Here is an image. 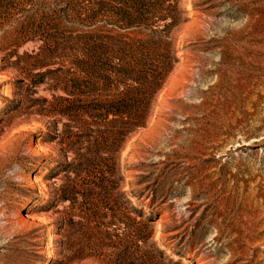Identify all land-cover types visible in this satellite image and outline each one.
I'll return each instance as SVG.
<instances>
[{
    "label": "rangeland",
    "instance_id": "374dc122",
    "mask_svg": "<svg viewBox=\"0 0 264 264\" xmlns=\"http://www.w3.org/2000/svg\"><path fill=\"white\" fill-rule=\"evenodd\" d=\"M125 1L23 0L0 18V264L132 263L119 194L154 217L169 257L154 264H264V0L145 1L148 28L130 31L152 42L143 73L116 86L137 90L147 121L102 154L105 166L98 132L116 129L64 116L55 99H75L65 75H37L69 63L32 71L26 54L50 45L47 35L65 44L99 28L130 33L114 13ZM25 25L40 36L24 39ZM82 156L92 165L79 166ZM108 224L122 243L104 248Z\"/></svg>",
    "mask_w": 264,
    "mask_h": 264
},
{
    "label": "trees",
    "instance_id": "16d2710c",
    "mask_svg": "<svg viewBox=\"0 0 264 264\" xmlns=\"http://www.w3.org/2000/svg\"><path fill=\"white\" fill-rule=\"evenodd\" d=\"M22 1L1 0L0 18L4 14L9 15L10 11L17 8L16 2L20 3ZM145 1L126 0L125 2L130 4L129 8L122 6L115 10L114 13L119 19L121 30L130 32L138 28H148L145 27L148 19H146L143 11ZM99 12L100 9L94 10L93 17L96 18ZM153 33L158 34L157 31H153ZM21 34L25 39L31 35L35 37L40 36L41 33H38V30H33L31 26L27 25L26 27L23 26ZM134 34L136 32L121 34L99 28L85 34L73 36L65 44H59L57 41H54L55 39L47 35L48 37L44 36L43 40H51L50 45L40 47L39 52L34 55L26 54V57L34 60L30 65L32 71L41 72L56 65L55 62H59L61 65L65 62L69 63L67 69H64L63 65V68L47 70L37 75L41 78L54 74L65 75L64 92L75 99H55L57 105L62 103L68 104L65 111H62L64 116L73 118L75 114L85 115L92 119L93 123L99 127L104 128L105 126L111 125L116 129L113 133H107L105 129L99 130L98 132L100 137L97 138V158L105 166H108L109 160L105 156H102V154H105L107 150L110 154L118 153L123 148L128 135L136 129L143 127L147 121L145 111L136 113L137 105L141 102L137 96V90L127 88L120 91L116 86L119 78L136 82L140 80L136 76H140L143 73L141 69L144 60L143 57L148 56L145 50H147L152 42L138 39ZM59 78L57 77V80H54H56V83L61 84V77ZM39 84L40 82L35 83L34 87ZM157 86L159 88L161 85ZM132 114H134L133 118H131ZM130 118L132 121H129ZM106 134H110L108 136L111 138L106 137ZM81 158L82 161L80 157L78 158L82 162L79 166L86 165L88 167L92 165L93 159H85V156ZM113 162V166H115V158ZM74 172L77 174L76 171ZM120 180L118 179L112 182L114 190H117V187L119 188L117 183ZM68 188L66 189L64 187L61 189L63 194L61 199L74 205L77 203V198L74 196H77L76 194L78 193L73 194ZM118 198L127 211L126 215L119 219V223L124 226L126 231L132 232V238L135 239V241L133 240L135 243L132 248H134V256L136 257L132 258L129 250L125 251L123 257H130L132 259V263L130 264H154L153 257H158L163 260L169 258L164 252L158 249L160 244L154 239L157 232V229L152 225L155 221L154 217L146 216L142 209L134 206L131 201L126 199L125 194H119ZM95 217L103 221L107 218V214L100 212L98 209ZM109 225H102L107 229L104 233V239L110 241V245L106 241H103L105 242L102 244L104 248L115 247L114 243L116 242L112 240H119V244L120 242L122 243L120 239L122 234L121 229L117 228L110 232L111 227ZM144 247L152 249L154 254L151 256L149 251L146 250L139 257L138 253ZM170 264L181 263L171 261Z\"/></svg>",
    "mask_w": 264,
    "mask_h": 264
},
{
    "label": "bare ground",
    "instance_id": "6f19581e",
    "mask_svg": "<svg viewBox=\"0 0 264 264\" xmlns=\"http://www.w3.org/2000/svg\"><path fill=\"white\" fill-rule=\"evenodd\" d=\"M4 90H7V87H5ZM158 225H159L158 223L155 224V226H158ZM160 239H161V236H160V235H157V236L155 237V241H158V240H160Z\"/></svg>",
    "mask_w": 264,
    "mask_h": 264
}]
</instances>
